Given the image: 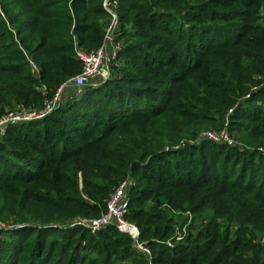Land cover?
I'll return each mask as SVG.
<instances>
[{"label": "trees", "instance_id": "trees-1", "mask_svg": "<svg viewBox=\"0 0 264 264\" xmlns=\"http://www.w3.org/2000/svg\"><path fill=\"white\" fill-rule=\"evenodd\" d=\"M102 1L0 0V117L15 104L41 105L80 71L75 47L99 46L110 22ZM192 1L118 0L121 19L129 10L141 17L131 36L143 41L124 50L131 69L8 127L0 201L14 225L0 238V264H148L113 225L95 234L124 242L119 248L104 250L94 234L83 239L96 257L73 243L74 227L60 224L87 205L82 193L105 211L129 172L126 218L150 248V264H264V141L245 133L243 147L195 143L197 127L182 125L223 117L228 107L229 130L264 121V86H247L264 83V17L259 24L258 8L245 10L257 0ZM166 2L177 5L154 7ZM230 3L241 7L226 10ZM182 227L184 240L169 246Z\"/></svg>", "mask_w": 264, "mask_h": 264}, {"label": "built area", "instance_id": "built-area-1", "mask_svg": "<svg viewBox=\"0 0 264 264\" xmlns=\"http://www.w3.org/2000/svg\"><path fill=\"white\" fill-rule=\"evenodd\" d=\"M118 0H103L102 6L110 17V22L106 28L105 35L101 45L97 48L84 49L75 47V56L80 62V71L72 78L61 84L52 97L46 98L40 108H27L19 107L16 109L8 110L0 117V132L15 123L28 122L45 117L48 113L53 111L57 106L62 103L63 96H67L68 92L65 90L72 87L76 90L75 96H79L85 86H95L109 78V67L111 60L117 55L120 49L118 40ZM31 70L36 75L38 67L34 62H30ZM43 94H45L44 87H38ZM204 137L208 140L226 141L227 144L231 143L223 139L219 133L207 131ZM129 181L120 182L109 194L106 201L105 211L94 218L82 219L79 223L88 227L94 233L109 225H113L116 229L124 234H127L133 242L135 249L144 254L150 264L152 259L151 250L148 245L140 239V230L138 226L128 220L126 215L129 212ZM260 244L264 245V235L258 238Z\"/></svg>", "mask_w": 264, "mask_h": 264}, {"label": "rangeland", "instance_id": "rangeland-1", "mask_svg": "<svg viewBox=\"0 0 264 264\" xmlns=\"http://www.w3.org/2000/svg\"><path fill=\"white\" fill-rule=\"evenodd\" d=\"M227 1H232V0H227ZM193 2H201V0H193ZM232 3L229 4L228 7H224L226 10H231L233 8H237V7H241L240 4H233V6L231 5ZM177 4H171L169 2H166V4H160V5H154V7L156 9H158L160 12H169L167 9V7H172V6H176ZM257 7V11L256 12V17H257V23L259 24H263V17H264V0H257L255 2V4L253 6H249L247 8H245V10L248 13H253V8ZM172 11L174 12V10L172 9ZM0 12H1V8H0ZM118 13V27H117V31H118V40L120 43V49L117 53V55L111 60V64L109 67V73L110 76H116V75H121L124 70L126 72H128L131 69V56L132 54H128L126 52H124L126 45L130 42V41H143L142 38H137L135 36H131L134 34L135 30L138 29V23L140 25V20H138L139 22H137L136 20V24H135V19L141 18L139 17V15L137 14V12L129 10L127 13V17L121 19L119 16L123 15L124 12L120 11L118 9L117 11ZM3 15V14H2ZM147 15V14H146ZM145 15V16H146ZM144 16V17H145ZM133 19V20H131ZM240 19V18H238ZM143 25V24H142ZM228 25V24H226ZM141 29V26L140 28ZM249 35V34H247ZM101 45V44H100ZM99 45V46H100ZM97 46V47H99ZM95 47V48H97ZM152 49H154L152 47ZM164 56H167V54L165 53ZM167 87H170V85H166ZM247 86H249L250 89H253L254 91L261 88L262 86H264V83H260L258 84H249L247 83ZM177 87V86H176ZM180 89V88H178ZM175 89V90H178ZM68 92L67 96L65 94V96H63L62 102L66 101V99L71 98V97H78L75 96L76 94V90L72 87H69L65 90V92ZM212 93V92H210ZM81 95V94H80ZM49 98V97H46ZM46 98L42 101L41 105L36 106V107H32L31 108H40L44 101L46 100ZM221 101V99H220ZM19 104H15L13 107H11L10 109L7 110H12V109H16L19 108ZM27 107V108H30ZM232 107H228L226 112L224 113L223 117L221 116H215L216 118H214L213 120H207L206 122L200 123V124H194V122H185L182 125L187 124L186 127L191 128L192 126H195L197 131V134L195 136V138L193 139V142L195 143H199L203 140H208L204 137V133H206L207 131H211L214 133H219V135L223 136V139L230 141L231 143L228 145H239L240 147L243 145L239 142H237V140L240 139L242 134H245L249 137H251L252 139H256L258 142L264 141V121L262 120H256L254 122H252V129L248 130L244 133H240V131L236 128H233L231 130L228 129V120L230 119L229 115L232 113ZM223 121V125H221V122ZM10 126V125H9ZM7 126L4 131L0 132V142L3 141V138L5 137L7 131H8V127ZM214 141V140H212ZM222 143H227L226 141H221ZM11 144V143H10ZM262 149V148H261ZM129 181L130 185L133 186L135 184V178L133 176L132 173H128L127 176L121 180L122 181ZM119 182V183H120ZM13 185H20L18 183H14ZM81 186V184H80ZM131 186L129 188V191L131 189ZM81 188V187H80ZM81 199H83L86 202V206H80L81 207V213L80 214H76L73 215L71 218L69 219H65L63 220L60 224H64L70 227H74L75 229L73 230V232H71L72 237H73V243H75L76 239H79L80 245H79V250H84L87 252H90L89 255L90 256H96L99 257V254H97V252L92 249L91 246L88 245H84L83 244V239H87V237L91 236L92 234H94V239L93 242L95 244L99 243L100 247H103L104 250H112L114 247H118L119 245H124L125 243L123 242L120 243L119 245L115 246L114 245V238L108 239V240H104L102 238H100L99 236H96V232L92 233L88 227L84 226L83 224L79 223L82 219H91L94 217H97L99 215H101L104 212V204L102 205L99 202L93 201V199H91L89 196H87L86 194H81L80 195ZM1 200V199H0ZM106 198H105V202H106ZM148 204H151V202H149ZM70 204H66L67 207H69ZM94 205V206H93ZM70 207H73L72 205H70ZM181 216L187 217L188 219H191V214L189 212H185L183 213ZM13 217H9L8 214H6L5 211L1 210V201H0V238H8L9 237V233L6 234V230L12 229L13 228ZM4 229V230H3ZM5 231V232H4ZM187 234V228L182 227L180 230L175 232V236L173 238V241H166L167 244L169 246L173 245V242H178V241H183L185 235ZM109 235H113V232H109ZM97 237V238H96ZM78 244V243H77ZM90 247V250H89ZM121 247V246H120ZM94 250V251H93ZM58 250L55 249V252H57ZM103 253H101V257ZM126 264H129L128 262Z\"/></svg>", "mask_w": 264, "mask_h": 264}, {"label": "crops", "instance_id": "crops-1", "mask_svg": "<svg viewBox=\"0 0 264 264\" xmlns=\"http://www.w3.org/2000/svg\"><path fill=\"white\" fill-rule=\"evenodd\" d=\"M99 81H101V82H102V80H99Z\"/></svg>", "mask_w": 264, "mask_h": 264}]
</instances>
